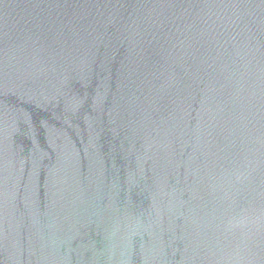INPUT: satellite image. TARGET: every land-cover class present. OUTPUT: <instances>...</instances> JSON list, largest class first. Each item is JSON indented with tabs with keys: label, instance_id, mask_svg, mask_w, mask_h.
<instances>
[{
	"label": "water",
	"instance_id": "95a60500",
	"mask_svg": "<svg viewBox=\"0 0 264 264\" xmlns=\"http://www.w3.org/2000/svg\"><path fill=\"white\" fill-rule=\"evenodd\" d=\"M0 264H264V0H0Z\"/></svg>",
	"mask_w": 264,
	"mask_h": 264
}]
</instances>
